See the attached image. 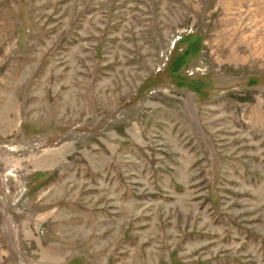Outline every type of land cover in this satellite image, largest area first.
Listing matches in <instances>:
<instances>
[{"label": "rangeland", "instance_id": "rangeland-1", "mask_svg": "<svg viewBox=\"0 0 264 264\" xmlns=\"http://www.w3.org/2000/svg\"><path fill=\"white\" fill-rule=\"evenodd\" d=\"M0 264H264V0H0Z\"/></svg>", "mask_w": 264, "mask_h": 264}]
</instances>
